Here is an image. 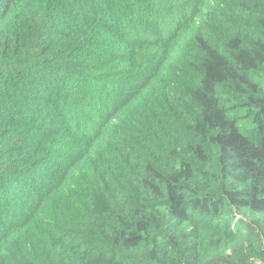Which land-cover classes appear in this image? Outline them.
Returning a JSON list of instances; mask_svg holds the SVG:
<instances>
[{
    "label": "trees",
    "instance_id": "trees-1",
    "mask_svg": "<svg viewBox=\"0 0 264 264\" xmlns=\"http://www.w3.org/2000/svg\"><path fill=\"white\" fill-rule=\"evenodd\" d=\"M0 264H264V0H0Z\"/></svg>",
    "mask_w": 264,
    "mask_h": 264
}]
</instances>
